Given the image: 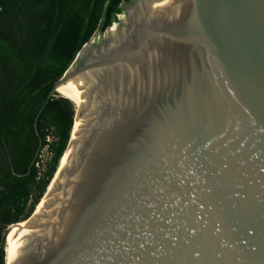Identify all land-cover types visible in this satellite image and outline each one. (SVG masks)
I'll use <instances>...</instances> for the list:
<instances>
[{
	"label": "water",
	"instance_id": "1",
	"mask_svg": "<svg viewBox=\"0 0 264 264\" xmlns=\"http://www.w3.org/2000/svg\"><path fill=\"white\" fill-rule=\"evenodd\" d=\"M123 7L48 95L79 127L9 264H264V0Z\"/></svg>",
	"mask_w": 264,
	"mask_h": 264
},
{
	"label": "trees",
	"instance_id": "2",
	"mask_svg": "<svg viewBox=\"0 0 264 264\" xmlns=\"http://www.w3.org/2000/svg\"><path fill=\"white\" fill-rule=\"evenodd\" d=\"M127 2L0 0V264H6L7 229L35 212L71 139L75 104L56 95L45 105L48 95L82 47L118 22ZM44 105L39 136L35 118ZM48 134L51 157L39 175L35 157Z\"/></svg>",
	"mask_w": 264,
	"mask_h": 264
},
{
	"label": "bare ground",
	"instance_id": "3",
	"mask_svg": "<svg viewBox=\"0 0 264 264\" xmlns=\"http://www.w3.org/2000/svg\"><path fill=\"white\" fill-rule=\"evenodd\" d=\"M58 92H59L62 96L72 99V98L68 95V93H67L63 88H59ZM73 102H74V101H73ZM74 104H75V102H74ZM75 106H76V104H75ZM78 127H79L78 120H76L73 133L76 132V130L78 129ZM69 148H70V146L68 147V150H69ZM68 150H67V152L65 153L63 159L61 160V163H60L61 165L63 164V162H64V160H65V157H66V155H67V153H68ZM59 167H60V166H59ZM23 225H24V224H23ZM23 225H22V226H23ZM14 230H17V229H14ZM14 230H13V231H14ZM13 231L7 235L6 264H9V262H10V260H11V255H12V245H13Z\"/></svg>",
	"mask_w": 264,
	"mask_h": 264
},
{
	"label": "built area",
	"instance_id": "4",
	"mask_svg": "<svg viewBox=\"0 0 264 264\" xmlns=\"http://www.w3.org/2000/svg\"><path fill=\"white\" fill-rule=\"evenodd\" d=\"M53 140V136L52 134H48L46 137V145L43 149H41L40 153H39V158H38V162L36 163V167L40 169L41 164H45L50 160L51 157V153L49 152V144L52 142ZM39 175L41 174V171L39 172Z\"/></svg>",
	"mask_w": 264,
	"mask_h": 264
},
{
	"label": "rangeland",
	"instance_id": "5",
	"mask_svg": "<svg viewBox=\"0 0 264 264\" xmlns=\"http://www.w3.org/2000/svg\"><path fill=\"white\" fill-rule=\"evenodd\" d=\"M98 34H99V32H97V33L94 35V38H93L94 41L97 39ZM46 168H47V163H45V164H41V166H40L41 174H44ZM9 228H10V227H9ZM9 228H8V229H9ZM8 229H7V230H8Z\"/></svg>",
	"mask_w": 264,
	"mask_h": 264
}]
</instances>
